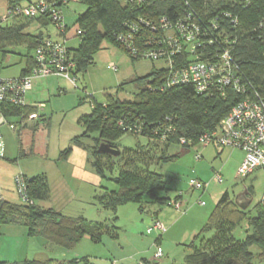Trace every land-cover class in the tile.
<instances>
[{
  "label": "rangeland",
  "instance_id": "374dc122",
  "mask_svg": "<svg viewBox=\"0 0 264 264\" xmlns=\"http://www.w3.org/2000/svg\"><path fill=\"white\" fill-rule=\"evenodd\" d=\"M66 8L69 16L66 21L69 27L67 45L75 48L78 41L74 36L76 26L73 21L86 7L73 1ZM6 9L7 0H0V18ZM23 17L19 15L17 18ZM0 25L5 23L0 22ZM34 29L33 33H48L52 38L58 35L52 24H38ZM23 53L24 47L19 46L12 48L6 57L0 56V77L14 78L19 74L25 63L21 56ZM111 63L116 70L111 69ZM161 65L160 61L134 60L110 39H103L100 49L93 55V63L77 74V88L65 80L72 86L69 85L67 93H75L76 102L69 108L54 112L49 126L36 131L32 154L29 144L26 145L29 138L25 136L22 140L25 154L19 157L16 133L6 126L1 127L5 156L0 158V186L7 200L21 201L15 176L37 178L38 192L33 199L34 204L69 215H80L86 221L103 223L117 237L104 235L100 242H93L86 235L75 247L67 250L29 234L23 225L0 224V261L48 258L55 264H182L192 252L191 246L199 247L202 240L213 234L210 230L195 237L225 191L233 200L244 187L249 188L253 200L246 211L254 215L264 193V171L255 170L245 177L238 176L237 170L244 156L240 149L223 147L216 150L212 145L203 144L182 148L172 144L166 150L161 143L155 144L141 134L127 132L113 141L120 155L111 156L95 152L97 132L83 135V117L91 113L94 102L104 103L108 95L120 100L132 99L139 90L148 86L146 76L154 67ZM137 78L143 79L138 81ZM28 130L32 132V128ZM67 147L71 149L69 156L58 159L59 150ZM164 151L179 157L162 165L159 158ZM196 151H201L200 159L195 158ZM129 159L133 161L132 165L124 166V161ZM95 163H98L99 171ZM123 168L137 171L147 168L163 174L165 187L157 191V196L165 197L168 202L161 204L144 196L141 203L128 202L116 207L105 205L107 195L118 188L115 178ZM214 172L220 173L221 183L211 182ZM190 179L208 182L206 190H192ZM180 192L185 200L182 205L185 214L169 203L176 200ZM200 200L204 205L199 203ZM155 221L163 223L166 231L161 234L154 229L146 234V228L152 227ZM249 232L251 228L246 217L234 228L232 236L243 239ZM157 236L160 237L158 246L162 256L150 260L156 251ZM250 251L255 254L253 264H264V259L257 255L259 249L256 246H251Z\"/></svg>",
  "mask_w": 264,
  "mask_h": 264
},
{
  "label": "trees",
  "instance_id": "16d2710c",
  "mask_svg": "<svg viewBox=\"0 0 264 264\" xmlns=\"http://www.w3.org/2000/svg\"><path fill=\"white\" fill-rule=\"evenodd\" d=\"M14 1L24 2V0ZM73 1L86 7L84 12L76 16L73 23L76 30L82 32L75 37L78 44L75 48L67 45L68 56L76 63L73 71L75 76L84 72L93 63V55L100 49L103 39H110L124 50L116 41L115 34L127 30L125 22L131 23L138 17L153 19L160 15L176 18L184 12L185 2H187L204 20L205 26L207 24L211 26L210 19H216L214 22L219 26L216 31L219 37L235 39V43L232 44L235 61L243 68L245 76L253 82L256 88H263L264 0H248L247 2L242 0H145L141 5L130 3L128 0H70V3ZM17 17L13 16L5 21L0 20L5 23L4 26L0 25V55L4 58L12 51V48L19 46L26 48L22 54L26 65L19 76L21 77L29 74L34 67V51L41 39L49 37L47 33L26 32L24 29L34 22L42 26L51 23L44 16L23 17L24 19ZM149 35V31L141 29L137 39L140 37L143 39ZM198 51L203 53L204 58L210 52L206 46L199 48ZM165 74V67H154L146 76L148 86L139 90L132 99L120 100L108 95L106 102L92 104L91 113L83 117L85 126L83 135L90 132L98 133L95 144L97 154L110 155L98 151V146L102 141L118 149L113 141L127 133L117 126V121L122 118L143 123L140 133H129L141 134L148 140L155 141V144L161 143L164 149H169L172 144L182 148L194 147L191 144L180 145L179 138L184 137L195 144L199 134L213 130L240 99L231 90H227L225 98L219 95L207 97L198 95L190 85L159 90ZM143 78L136 80L141 81ZM35 109V107H27L26 103L12 104L5 100L0 101V114L14 128L19 123L17 125L20 129L19 134L24 128H32V132L36 130L38 119L32 124L24 121L27 115ZM11 118L15 119V122ZM168 126L171 131H167ZM162 135H165L164 139L161 138ZM31 136L33 137V133ZM77 139L75 138V141ZM19 142L20 157L25 154V150L21 140ZM70 151L69 147L59 150L58 159L67 158ZM30 153H33L32 149ZM178 157L179 155L175 153L169 154L164 151L159 160L163 165ZM132 162L130 159L125 160L124 166L129 167ZM95 166L99 171L98 163H95ZM139 170L123 168L119 171L115 178L118 188L107 195L105 205L116 207L128 202L141 203L144 196L161 204L168 202L165 197L157 196V191L165 187L163 174L147 168ZM23 180L27 199L12 202L3 197L0 200V224L23 225L28 229L29 234L37 235L67 250L75 247L86 235L93 242H100L104 235L117 237V234L103 223L86 221L80 215H69L53 208L34 204L33 199L38 192V179L23 177ZM247 189L251 195L250 189ZM180 196L178 195L176 200ZM246 210H241L225 191L195 237H200L210 230H213V234L202 240L199 247L191 246L192 252L188 255L186 263L182 264H253L255 254L250 251L253 245L259 249L258 257L264 259V206L260 202L255 207L254 215L248 214ZM246 217L251 232L247 233L243 239H235L232 231ZM0 264L55 263L48 258H34L21 261H0Z\"/></svg>",
  "mask_w": 264,
  "mask_h": 264
},
{
  "label": "built area",
  "instance_id": "2783aa9c",
  "mask_svg": "<svg viewBox=\"0 0 264 264\" xmlns=\"http://www.w3.org/2000/svg\"><path fill=\"white\" fill-rule=\"evenodd\" d=\"M130 3L141 5L145 0H128ZM247 2L248 0H242ZM70 4V0H24L18 3L7 0V9L0 20L5 21L13 16L23 15L27 18L39 16L47 17L55 27L58 35L41 39L34 51L35 65L30 73L16 78L0 77V101L12 104H24L25 94L31 88L34 79L46 76H60L76 85L77 76L73 73L76 63L67 53V30L63 8ZM184 12L176 18L160 15L153 19L138 17L131 23L125 22V32L115 34L116 41L126 50L131 58L160 61L165 67V76L161 81L159 90H167L179 85H190L198 95L226 97L227 90L233 91L240 99L231 108L229 113L222 118L215 128L209 132L200 133L195 144L184 137L179 138V144L212 145L216 150L229 147L240 149L244 152L243 159L238 167L237 175L245 177L255 170L264 171V85L262 89L255 87L253 82L245 76L232 54V44L235 39L219 37L216 34L218 24L213 19L211 26H205L204 20L196 11L185 2ZM141 29L150 32L148 37L137 39ZM81 30L74 31V36L81 34ZM209 48V53L204 58L199 48ZM116 70L114 64H110ZM43 104L29 113L25 123L32 124L41 114ZM140 122L126 120L117 121V126L126 132L140 133ZM7 126L6 119L0 114V128ZM169 127V126H168ZM167 131H171L170 127ZM162 139L165 135H162ZM4 141L0 132V158L4 156ZM201 154L196 151L195 158L200 159ZM17 191L21 200H26V186L23 176H15ZM212 183H221L219 172L211 176ZM192 190L205 191L208 182L189 180ZM3 199L0 188V200ZM264 206V193L260 200ZM179 211H182L180 200L169 201ZM204 205V201H199ZM184 213V212H183ZM165 232L166 228L160 222L153 223L146 228V233L152 230ZM162 252L158 246L154 258L158 259ZM115 264V263H113ZM137 264H142L138 262Z\"/></svg>",
  "mask_w": 264,
  "mask_h": 264
},
{
  "label": "crops",
  "instance_id": "0c3cea01",
  "mask_svg": "<svg viewBox=\"0 0 264 264\" xmlns=\"http://www.w3.org/2000/svg\"><path fill=\"white\" fill-rule=\"evenodd\" d=\"M66 9L67 8L63 9V11L65 10V12H66L67 11ZM64 16H65V20L67 21L68 20L67 17L69 18V16H67V12L64 13ZM73 23H74V21H73ZM37 25H38L37 22H34L31 25H29V27H26L24 30L26 32H34V30H35L34 28ZM49 36H51V35L49 34ZM25 49L26 48L24 47V52H25ZM21 56L25 60V57L23 55H21ZM25 63L22 66V68L20 69L19 74L16 77L20 76L22 70L25 68V65H26ZM65 80H66L65 78L60 77V76H46V77H43V78L34 79L32 81L31 88L25 94V103H26L27 107H30V108H33V107L37 108L38 105L43 104V107L40 110L41 116L37 120L39 122L37 124L36 130L34 132H31L27 128H24L23 130H21V133L19 134V130L20 129L17 127V125H19V123L16 125V128H14V129H10V128H8L6 126L9 130L14 131L16 133L17 137H18V156H19V152H20V142L19 141L21 140L22 145H24L23 142H22L23 137L26 136V137L29 138L28 143H26V145L29 144V148H31L32 151L34 152L35 140H36V131H38L39 129L43 128V126H45V125L49 126V123H51L53 117L55 116L54 112H59L60 110H63L64 108H69V106H72V105L75 104L76 101H75L74 98H75L76 94L75 93H71L70 94L69 92L67 93V90L70 89V86L72 84L69 82L71 84L70 85ZM72 86L77 88L78 85L76 84V86H74V85H72ZM83 90H84V88H83ZM11 120L15 122V119L11 118ZM0 132H1V128H0ZM31 133H33V137L31 136ZM1 135H2V133H1ZM2 139H3V136H2ZM3 141H4V139H3ZM4 147H5V143H4ZM47 149H48V145H47ZM199 152H200L201 157H202L201 151H199ZM4 156H5V149H4ZM208 180L209 179H207V181ZM201 181H203V180H201ZM204 182H206V181H204ZM2 195H3L4 198H6L3 189H2ZM179 195H181V196H180V198L178 200H180L182 202V205H184L185 203L183 202V200H184L183 199V194L180 192ZM180 212L182 214H185L186 210L183 209ZM155 222H159V221H155ZM163 226L166 228V226L164 224H163ZM151 232L146 233V230H145L146 234H150ZM160 233L162 234L163 232H160ZM159 236H157L158 238L155 239L154 246H158V243L160 241V237ZM154 253H153V256H154ZM153 256L151 257L150 260H155V258ZM17 260H14V261H17ZM4 261H6V260H4ZM146 262H149V260H146Z\"/></svg>",
  "mask_w": 264,
  "mask_h": 264
},
{
  "label": "water",
  "instance_id": "95a60500",
  "mask_svg": "<svg viewBox=\"0 0 264 264\" xmlns=\"http://www.w3.org/2000/svg\"><path fill=\"white\" fill-rule=\"evenodd\" d=\"M98 151L108 153L113 156H118L120 150L112 147L110 143L102 141L98 146ZM252 196L249 194L247 187H244L241 191L235 194L233 202L241 209L246 210L252 203Z\"/></svg>",
  "mask_w": 264,
  "mask_h": 264
}]
</instances>
